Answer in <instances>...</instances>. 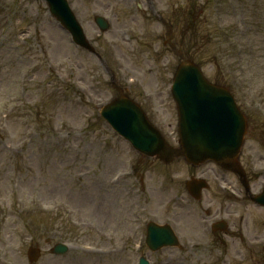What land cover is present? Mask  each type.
Here are the masks:
<instances>
[{
  "label": "rangeland",
  "instance_id": "rangeland-1",
  "mask_svg": "<svg viewBox=\"0 0 264 264\" xmlns=\"http://www.w3.org/2000/svg\"><path fill=\"white\" fill-rule=\"evenodd\" d=\"M109 5L116 7L119 25L130 23L128 13L135 9L118 0H78L79 17L91 36L96 35L92 8ZM146 5L144 20L132 28L135 40L121 48L128 60L118 63L114 54L117 27L99 40L101 65L72 45L41 0H0L1 264H31V242L43 249L34 264H132V249L139 248L137 224L176 216L180 230L182 209L174 202L182 199L183 182L194 168L182 158L166 164L140 154L97 110L117 94L106 66L116 72L118 83L131 85L140 101L147 92H164L158 102L167 108L148 104L147 109L175 143L178 114L169 87L179 61L163 42L161 14L174 24L176 43L186 53L190 48L209 78L219 83L236 79L244 99H257L254 110L247 109L242 157L246 164L250 159L256 167L263 165L264 0H148ZM46 239L70 240L72 250L55 257ZM227 241L239 245L238 239ZM232 250L236 247L230 245ZM260 253L257 259L238 258L239 264H264ZM148 254L151 264H217L228 256L224 246L190 252L189 259L178 248Z\"/></svg>",
  "mask_w": 264,
  "mask_h": 264
},
{
  "label": "water",
  "instance_id": "water-1",
  "mask_svg": "<svg viewBox=\"0 0 264 264\" xmlns=\"http://www.w3.org/2000/svg\"><path fill=\"white\" fill-rule=\"evenodd\" d=\"M185 77H191L190 80L185 85L186 94L185 97L187 100H190V103L187 105L189 109H192L193 103L195 102L194 98H213L212 94H208L207 90H219V88H213L212 86L208 85L204 80H202V77L197 72V70L194 67L186 66L184 68V71L178 76V80H182ZM200 78L201 80H199ZM197 82V83H196ZM229 95L224 94L223 100L227 103ZM229 110H227L224 113L223 121L226 127H230V129L233 127V122L238 117L241 119L238 112L235 111L234 108L231 109V106H229ZM239 121V119H237ZM124 123H120L124 129L131 137L133 138H140L143 139L144 136H154L156 138V135L153 133V129L144 122L142 117L137 114L136 110L132 107H129V110L126 112L124 117ZM183 127H185V124L183 123ZM240 127V125H238ZM207 137V136H206ZM205 137V133L201 130L200 134L197 136L198 145L203 144L204 142H207V138ZM233 139L237 142L236 145H225L221 144L216 150L209 149L211 152H213V156L216 157H222L229 153H231L236 146L238 149L239 147V141L240 137H237L233 134ZM156 143H153L149 149H147L149 152L153 153L157 151V146H155ZM200 147V146H198ZM162 234L165 235V232Z\"/></svg>",
  "mask_w": 264,
  "mask_h": 264
}]
</instances>
